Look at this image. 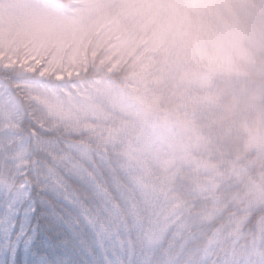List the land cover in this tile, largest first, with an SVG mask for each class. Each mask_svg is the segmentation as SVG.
<instances>
[{
  "label": "snow or ice",
  "instance_id": "snow-or-ice-1",
  "mask_svg": "<svg viewBox=\"0 0 264 264\" xmlns=\"http://www.w3.org/2000/svg\"><path fill=\"white\" fill-rule=\"evenodd\" d=\"M89 2L0 0V264H264V197L154 88L208 0H130L108 31Z\"/></svg>",
  "mask_w": 264,
  "mask_h": 264
},
{
  "label": "rangeland",
  "instance_id": "rangeland-1",
  "mask_svg": "<svg viewBox=\"0 0 264 264\" xmlns=\"http://www.w3.org/2000/svg\"><path fill=\"white\" fill-rule=\"evenodd\" d=\"M232 1L208 0L210 18H205L201 11L182 33L161 34L156 52L164 61L166 76L157 80L154 88L158 93L163 91L164 102L169 108L178 111L183 108L177 103L181 99H189V90L193 91V88L211 90L206 96H211L209 98L212 99L222 93L218 92L222 77L232 75L227 83L228 87L238 79L240 83L235 84L230 93L233 91L232 99L237 100L238 106H243L237 118V124H241L237 130L228 129L226 139L233 145H222L221 151L223 149L231 151L232 165L236 158L237 165L231 166L233 171L230 175L235 174L252 185L253 190L249 192V196L264 197V81L261 86L253 87L249 80L253 72L261 69L256 68L254 61L252 65L249 63L254 58V50L264 51V36H254L247 27L240 25L237 11L231 8ZM116 4L121 6H113ZM130 11V0H90L87 6L89 18H102L106 21L103 24L105 31L114 26L120 28L127 26ZM156 16L157 13H153L151 21H155ZM107 21H114L115 25ZM253 21L257 25L260 22L254 19ZM113 43L122 44L124 49L132 54L133 59L145 51L139 36L113 40ZM248 65H251V68H246ZM247 70L249 72L244 82ZM210 99L205 97L203 102L209 104ZM244 110H246L244 113L250 112L247 121L244 119ZM195 120L193 115L188 113L184 121L186 136L193 135L194 131L199 129L194 123ZM225 123L229 126L230 119L227 118ZM199 141L201 145L209 146V141L207 144L203 133ZM244 153L253 156L246 159L242 157Z\"/></svg>",
  "mask_w": 264,
  "mask_h": 264
},
{
  "label": "trees",
  "instance_id": "trees-1",
  "mask_svg": "<svg viewBox=\"0 0 264 264\" xmlns=\"http://www.w3.org/2000/svg\"><path fill=\"white\" fill-rule=\"evenodd\" d=\"M251 5H254V7H252ZM231 8L232 10L237 11L240 18V25L242 27H247V30L254 36H264V7H261L260 4L256 2V0H233L231 2ZM253 19L260 21L258 22V25L255 21L252 22ZM262 36H260V38ZM253 56L254 58L249 64L252 65L254 61L256 63V68L261 69H259L257 72H253L249 76V80L253 87H259L264 81V51L257 52V50H254ZM251 65H248L246 68H251ZM248 72V70L245 72L246 77L244 79V82L247 79ZM231 78L232 75L222 77V82L218 90L219 94L220 92L222 93L220 96L213 97V100L210 99L211 96H206V94L211 90L203 91L201 89L193 88L194 92L189 90V99H181L180 102L177 103V105L181 106L183 109L186 108L187 112L190 115H193V117L196 119L194 123L202 131L205 140H207V144L209 141V145L212 144L218 149L220 160L223 161L226 159H230L233 162V157L230 154L231 151H227L226 149H223V151H221L222 145H233V143L226 139V133L228 129L232 131L237 130L241 124H237V118L240 115L243 106H238L236 104L237 100L232 99V97L234 96L233 91L230 93V89H232L235 84L240 82L238 81L237 77H235L237 81L230 87H228L227 83L229 80H231ZM218 92H216V94ZM205 97L211 100L209 101V104L203 102ZM245 111L246 110H244L243 113ZM249 114L250 112H246L243 114L245 121H247V119L249 118ZM253 117L254 114H252V118ZM227 118L230 119L229 126H227L225 123ZM252 156L253 155L249 153H244L242 155V157L246 159ZM235 165H237L236 158L232 167ZM232 167H230L229 169V174L233 171L231 169Z\"/></svg>",
  "mask_w": 264,
  "mask_h": 264
}]
</instances>
